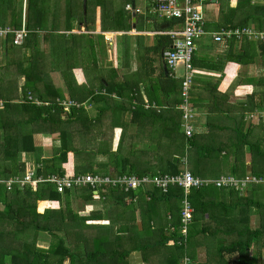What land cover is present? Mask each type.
Masks as SVG:
<instances>
[{
    "label": "trees",
    "instance_id": "obj_1",
    "mask_svg": "<svg viewBox=\"0 0 264 264\" xmlns=\"http://www.w3.org/2000/svg\"><path fill=\"white\" fill-rule=\"evenodd\" d=\"M132 1L86 0L84 13L83 0H27V35L22 45H12L13 35L0 39V180L25 172L24 163L18 161L20 153H34V173L41 176L67 174L71 160L68 174L74 176L175 175L187 169L195 177L215 178L225 172L264 178V122H250L244 117L246 110L264 109V77L244 80L253 87V93L244 107H236L239 112L227 117L225 126L212 120L208 135L187 138L180 132L181 114L176 109L181 102V81L172 78L167 68L165 74L159 63L155 65L172 45L169 36L159 33L178 28L179 20L165 22L168 27L164 29L152 25L154 44L136 51V55L142 52V59L134 73L119 77L115 69L97 65V44L104 48L103 36L92 34L97 20L102 33L123 32L124 68L130 59L127 33L149 32V26L144 25L154 17L135 15L137 22L132 23L131 12L124 8ZM227 3L225 9L220 6L215 24L210 22L216 30L248 25L264 29V0H236L234 8ZM20 6L19 0H0V27H21ZM75 22L81 25L77 33L72 32ZM236 42L226 41L229 54L220 60L225 66L254 62L253 56L245 59L232 52L237 44L246 51L256 47L259 55H264L263 43L246 39ZM261 62L263 66L264 58ZM53 73L61 76L63 89L55 86ZM77 77L84 78L83 83L79 84ZM196 84L192 82L191 98L198 104L207 101L199 105L207 114L223 113L224 108L217 111L220 103L229 111L233 108L228 103L229 92L218 95L211 86L214 90L207 93ZM144 97L160 110L145 109ZM88 99L89 103L109 107L108 127L103 108L95 116L88 114L84 108ZM64 101L70 102L68 111L61 105ZM115 128L120 129V135L112 150ZM36 134L60 141L58 148L50 149V157H43V148L35 146ZM96 155L107 156V164L96 168ZM223 157L226 167L221 168ZM106 189L109 207L104 206L105 211L97 214L80 215L68 203L55 210L43 208L62 195L69 197L70 191L60 195L49 183L38 184L35 190L0 184V264H131L133 252L139 253L138 264H179L183 255L195 260L192 243L202 238L211 241L212 254L200 264H258L264 259V186L250 185L243 193L215 187L189 190L193 216L183 247L175 244L182 199L179 188L173 187L164 195L150 187L144 194L150 196L149 207L154 192L161 200L174 198L171 212L175 232L171 235L164 232L166 224L153 221L150 209L139 210L131 201L128 204L125 193L117 187ZM87 191L86 199L90 200L93 196ZM140 191L129 195L139 196ZM253 216L255 225L251 223ZM43 234L48 237L47 248L38 246Z\"/></svg>",
    "mask_w": 264,
    "mask_h": 264
},
{
    "label": "crops",
    "instance_id": "obj_2",
    "mask_svg": "<svg viewBox=\"0 0 264 264\" xmlns=\"http://www.w3.org/2000/svg\"><path fill=\"white\" fill-rule=\"evenodd\" d=\"M19 1L21 2L20 7H21V23H22V19H24V21H25V16H26L25 11H26L27 0H25V2H24V0H19ZM140 1H142V3H143V6L141 8L136 5L135 0H133L132 2H134V8H137L140 10V12H143L146 8L147 3H146V0H140ZM227 1H228L227 5L229 8H234L236 6V0H226V2ZM253 1H255V0H252V2ZM132 2L128 3L126 5H131V7H132ZM207 2H209V4ZM207 2H205L204 5H208L211 9L209 12L210 16H208V21L207 22L205 21V22H206V31L210 34V33L220 31V30H216L214 28V26L210 24V22L211 21L213 23L215 22V20L218 17V14H219L220 6H222L223 9H225L226 3H225V0H222V2L220 0H211V1H207ZM24 4H25V6H24ZM85 6H86V4H85ZM124 8H126V6ZM84 10H85V8H84ZM84 10H83V12H84ZM96 13L98 16L99 15V9H97ZM137 16H142V14H137ZM135 17H134V19H133V17L131 18V22L134 24L137 22ZM25 24H26V21H25ZM154 24H157L158 27L161 29L168 27L167 23L154 18L150 22H148V20H147L146 24L144 25V26H149L148 28H146L147 31H149V32H137V31L133 30V31L127 33L130 36V38H129L130 59H129L128 66L126 68H124L122 66L123 60H122V54H121V43H120L121 40H118L116 45H114V46L112 45V43L114 41V38H113L114 33L117 34L118 32H104V33L100 32L99 31L100 30V27H99L100 24H99V20H97L96 21V31L92 34H101L103 36L102 44L104 45L103 46L104 48H102V46H100L99 43L97 44V49H98V52L96 55L97 56V65L99 67H101L102 69H108V68L115 69L117 71V74L119 77H123L125 75H130L131 73H134L138 69L139 64L141 63V59H142V55L140 56V59L138 58V54L136 56V51L138 50L137 44L139 41L142 42V44H141L142 46L140 48L142 50L149 46V45H146L148 43L145 41V38H143V37L154 35V32H150V30H152V29L154 30V28H152L153 27L152 25H154ZM78 26H81V25L76 23V22L73 24V27H72L73 33H77ZM134 26L135 25H133V28H134ZM248 26L253 27L252 25H248ZM0 28H12V27L11 26H3ZM79 28L82 29V31L84 30V27H79ZM12 29H14V28H12ZM254 29H256V28H254ZM118 34H120L119 36H121L123 34V32H120ZM209 34L203 36L201 39H199L195 42L196 48H195L194 55H193V68H194V79H193V81H195V83H197L195 86H197V88H199V90L207 89L208 90L207 93H210L214 90L211 88V86L216 87V93L218 95L224 96V94L226 92H229L228 103H229V105H232L233 108H231L229 111L225 105H222L220 103L217 111H220V110L224 111L223 110V108H224L225 111L223 113L222 112H215V113L207 114L206 110L199 106V105H201L202 102L205 103L207 101L202 100V102L199 104L197 102L196 103L193 102V99L191 98V92H192V85H191V89L189 92V97H190L189 101H190L191 106L195 109V113H196L195 119H194L195 120V122H194L195 132L193 135H203V136L208 135V132L212 128V127H209L208 124L212 120L215 122L216 125L225 126L228 123L227 117L229 115L233 116L234 112H239V110H235L236 107H240V106L244 107L246 105L247 97L253 93V87L251 85L245 83L244 80L264 77V65L263 66L260 65L262 63L261 61H262V58H264V55L260 56L256 47H255V49L252 48V49H249L246 51L245 47H243L241 44H237L236 47H233L232 52L242 54L245 59L248 58V55L253 56L254 62L243 64L240 66L237 64H234V63H228L225 66L224 65L225 63H223V61H220V60L223 59L224 57H226V55L228 56V54H229L228 53V51H229L228 44H226V42L214 43ZM110 36H111V41L108 40V38ZM137 36H142V38H138ZM236 43H240V42L238 41ZM141 54H142V52H141ZM214 62H216V63H214ZM158 63L160 66L163 67V65H164L163 59H161L159 62L157 61L155 63V65H157ZM210 67H214L215 69L212 70ZM77 72H79V70H77ZM178 74L179 75L182 74L181 69L178 70ZM52 79H53L54 83L57 82L59 84L57 87H60L61 89H63L62 88L63 83H62V80H60L61 76L58 73H53ZM76 79H77L79 84L83 83V81H84V78H82V77L81 78L77 77ZM55 80H56V82H55ZM22 83H23V79L21 78L20 83H19L20 86L22 85ZM198 83H199V85H198ZM142 90L144 91V89H142ZM204 91H206V90H204ZM142 94H144V92H142ZM144 100H145V97H144ZM90 101H91L90 99L85 101V103H87L88 105L86 104V106L84 107L86 109V111L88 112V114L90 116H95V114H97L96 112H98L99 109L103 108V110L106 112V115L104 116V121L106 123V126L108 127L110 125V121H111L110 116H109V109H108L109 107L102 106L100 104L96 105L95 103H89ZM145 101H146L144 104L145 109L154 108L157 111L160 110V107H158L154 103L150 104L149 101H147V100H145ZM177 106H176V109H177ZM227 112L229 114H227ZM180 114H181V112H180ZM244 117H245V120L250 121V122H255L258 119H259V121L264 122V109H262V110L261 109H254L253 111H249V110L247 111L246 110V111H244ZM179 127H180V132L185 136L183 130L181 129V122H180ZM215 128H218V126H215ZM119 135H120V129L115 128L113 131V136H112V145H113L112 150L115 149V147L118 143ZM33 140H34V144L36 147H42L43 148V155H44L43 157H47V156L50 157V149L51 148H58L60 145V141L57 139V137H54V138L50 137L49 139H44L43 135L36 134V135H34ZM143 143L144 142H141V143H139V145H143ZM247 158H248V160H246V165H249L250 164L249 157H247ZM107 159H108L107 156L96 155L93 158V162L97 168V166H101L102 164H107ZM35 160H36V157H35L34 153H20L18 155V161L24 163L25 171L26 170H32L33 172L35 171V169L37 167V163ZM69 162L70 163H68V166H67V167H69V169L67 172L71 173V171H70L71 160H69ZM185 170H187V169H185ZM68 173L65 175H70ZM80 175H85V174H80ZM151 175H153V174H151ZM35 176L36 177H46L47 175L46 176L35 175ZM70 176H74V175H70ZM75 176H77V175H75ZM105 176L114 177V176H118V175H105ZM220 176H231V177L243 179L246 176H250V175L236 177V176L226 174V175H220ZM220 176H218V177H220ZM218 177H215V178L198 177V178L216 179ZM259 185L264 186L262 184H258V186ZM106 190L107 189L99 190L97 193L91 191L93 198L88 200V199H86L87 195H88L87 188L75 189L73 191H70L72 194H70L69 197H65L62 195L60 197V200H58V201L46 202L44 204L43 208L55 210V209H58L60 207L66 206L68 203L69 207L74 212H79L78 214H80V215L87 214V212H89V213L95 212V214H97V212H99V210L103 209L104 206H105V208L109 207L108 204H110V202L107 201L108 197H106V192H107ZM140 190H142V189H140ZM146 190L147 189L140 191L139 196H136V195L130 196L129 193L128 194L125 193L124 200L128 204H130V201L133 202V205L137 206V209H139V210L150 209L152 212L151 217H152L153 221L159 222L162 226L164 224H166L164 232H166L167 235H169V234L171 235L173 232H175L174 231L175 228L173 227V224H172V221H173L172 219H173L174 213L171 212V210H174L173 209L174 204H176L174 198L169 199V200H167V199L161 200V198H158L159 197L158 194L156 192H154V200L152 201L153 202L151 204L152 206L149 207L148 203L151 200H150V196L146 195V197H145L144 194H145ZM224 190H232V189H224ZM233 191H235V190H233ZM133 192H135V191H133ZM243 192H241V193H243ZM103 211H105V209H103ZM251 219H252L251 223L253 225H255L254 224L255 223L254 222V216ZM104 221H107V220L105 219ZM150 224H152V222ZM188 234H189V232H188ZM47 240H48L47 235L43 234L39 238L38 246H39V244L44 243L43 241H47ZM195 240L197 242L192 243V251L194 252L195 257H196L193 262H194V264H200L201 262H203L205 257L210 256L212 254V252H210L211 248L209 245L212 243L210 240L203 239V238L202 239H195ZM43 248H46V247H43ZM138 255H139L138 252H133L130 255L131 264H138V261H139ZM249 256H252V254L250 253ZM258 264H264V259L259 260Z\"/></svg>",
    "mask_w": 264,
    "mask_h": 264
},
{
    "label": "built area",
    "instance_id": "obj_3",
    "mask_svg": "<svg viewBox=\"0 0 264 264\" xmlns=\"http://www.w3.org/2000/svg\"><path fill=\"white\" fill-rule=\"evenodd\" d=\"M207 1L211 0H146L147 5L143 12H140L137 8L132 9L131 5H126L125 8L126 11L134 13L135 15H147L163 22H168L173 19L180 21L178 28L159 34L167 35L172 40L170 49L162 54V58L170 76L181 81V102L177 106V110L181 112V129L187 138L192 137L195 132L194 119L196 113L189 101V92L194 79L192 57L196 48L195 42L209 34L206 31V22L202 9V5ZM150 21L148 19V22ZM8 35H13V46H21L27 35L24 19H22L19 29L0 28V39H4ZM209 35L214 43H222L228 40L241 41L243 39L264 43V29L257 30L251 26L226 28L218 32L210 33ZM108 40L111 41V36ZM179 69L182 70L181 75L178 74ZM35 103L39 104L37 101ZM61 105L68 111L70 102L64 101ZM72 105L75 104L72 103ZM41 183L53 185L58 194H64L66 191L79 188H87L97 193L99 190L109 187H117L128 194L138 189L145 190L153 187L165 195L171 188H179L182 191V199L179 226L177 229L178 237L175 244L185 246L193 216V209L188 201L189 190L215 187L218 189H233L238 192H243L250 185H264V178L246 176L242 179L231 176H220L216 179H202L193 176L188 170L175 175L148 174L142 177L134 174H124L114 177L91 174L77 176L49 174L46 177H36L32 170H26L22 176L17 178L0 180V184H3L7 188L15 184L20 188L29 187L32 190H35L38 184ZM179 264H193V260L189 256L184 255Z\"/></svg>",
    "mask_w": 264,
    "mask_h": 264
},
{
    "label": "rangeland",
    "instance_id": "obj_4",
    "mask_svg": "<svg viewBox=\"0 0 264 264\" xmlns=\"http://www.w3.org/2000/svg\"><path fill=\"white\" fill-rule=\"evenodd\" d=\"M136 1V5L137 6H139L140 8L143 6V3H142V1H140V0H135ZM225 3H226V0H225ZM202 9L204 10V19H205V21L207 22L208 21V16H210V14H209V12H210V7L208 6V5H202ZM118 33H120V32H118ZM115 34L114 33V41H113V43H112V45L114 46V45H116L117 44V41L118 40H121L122 38L119 36L120 34ZM140 38H142V36L140 37ZM143 38H145V41L148 43V44H146V45H149V46H152L153 44H154V37L153 36H147V37H143ZM142 44V42L141 41H139L138 42V44H137V46H138V51H139V49L141 48V45ZM141 51H142V49H141ZM138 55L139 56H141L142 54L140 53H138ZM193 55H194V53H193ZM135 56V55H134ZM137 56V55H136ZM135 56V57H136ZM181 72V71H180ZM61 80V79H60ZM55 82H56V80H55ZM59 84L56 82L55 83V86H58ZM62 88H63V85H62ZM222 141V139H219L218 140V142H221ZM230 142V141H229ZM229 145H232V144H229ZM228 147H230V146H228ZM229 159H230V157H228ZM221 160H223V164H222V166H221V168H224V167H226V161H224V160H226V158L225 157H223V158H221ZM228 161V160H227ZM229 162V161H228ZM228 162H227V164H228ZM221 164V163H220ZM220 174H222V175H226V173L225 172H222V173H220ZM214 175H216L215 173H214ZM211 176V175H210ZM208 177V176H207ZM212 177V176H211ZM44 243H41V244H39V246L41 247V248H43V247H48V241H43ZM183 247V246H182ZM184 256V255H183ZM194 263V262H193Z\"/></svg>",
    "mask_w": 264,
    "mask_h": 264
},
{
    "label": "water",
    "instance_id": "obj_5",
    "mask_svg": "<svg viewBox=\"0 0 264 264\" xmlns=\"http://www.w3.org/2000/svg\"><path fill=\"white\" fill-rule=\"evenodd\" d=\"M85 4H86V0H83L84 8H85ZM132 8L134 9V2H132ZM84 12H85V10H84ZM132 17L134 19V17H135V14L134 13H132ZM163 69H164L165 74H167L168 72H167V69H166V66L165 65H163Z\"/></svg>",
    "mask_w": 264,
    "mask_h": 264
}]
</instances>
